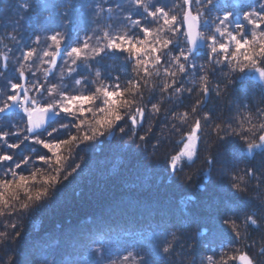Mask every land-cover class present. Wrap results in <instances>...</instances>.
Returning <instances> with one entry per match:
<instances>
[{
	"label": "snow or ice",
	"instance_id": "obj_1",
	"mask_svg": "<svg viewBox=\"0 0 264 264\" xmlns=\"http://www.w3.org/2000/svg\"><path fill=\"white\" fill-rule=\"evenodd\" d=\"M80 7L92 10L93 26L71 46L66 44L73 23L69 10L60 13V27L36 31V17L26 15L32 3L16 0V18L0 23V124H10L0 128V146L15 150L23 140H32L51 153L37 157L39 163L59 166L55 175L45 176L44 168L20 171L30 162L29 156L11 163L0 175V218L26 211L34 199L46 196L47 189L33 191L32 184L41 179L45 184L59 183L67 155L125 118L131 125L128 140L135 137L143 144L155 118L167 117L161 138L179 136L183 142L182 151L168 154L173 172L184 160L192 163L199 156L196 170L202 167L212 174L214 152L222 151L228 138H238L246 161L264 158V0H87ZM109 51L125 53L131 60V78L122 81L115 76L111 82L101 78V70L90 61ZM82 61L89 74L76 76ZM248 79L259 83L260 93H253L251 102L235 103L234 86ZM88 81L93 90L87 93L72 94L62 87L71 82L83 89ZM153 91L159 93L157 99L146 103ZM210 93L225 109L232 108L230 115L222 113L223 118L217 119L203 109ZM50 113L74 117L75 132L62 141L31 135ZM146 113L147 129L137 135ZM13 136L22 139L12 141ZM162 147L160 139L152 144L150 158L158 156ZM12 161L10 152L0 151V164ZM192 173V168L185 171V179L190 180ZM215 174L219 177V172ZM229 183L232 190L255 202L223 219L230 241L211 248L206 244L198 258L193 253L195 238L208 230L196 225L195 230L185 229L192 239L179 247L177 241L183 237L170 232L158 246L161 257L180 259L182 264H258V257L264 258V169L238 163L229 172ZM22 195L27 199L17 208ZM17 226L15 219L4 222L5 228ZM21 231L15 232L16 239ZM185 247L189 255L181 257ZM99 252L103 255L102 249ZM119 259L122 264H148L149 256L133 249Z\"/></svg>",
	"mask_w": 264,
	"mask_h": 264
},
{
	"label": "trees",
	"instance_id": "obj_2",
	"mask_svg": "<svg viewBox=\"0 0 264 264\" xmlns=\"http://www.w3.org/2000/svg\"><path fill=\"white\" fill-rule=\"evenodd\" d=\"M33 9L28 16H35L36 31L53 30L60 27L63 17L60 13L69 10L73 21L69 28L67 46H71L78 35L90 31L92 10L80 7L87 0H30ZM243 3L245 0H234ZM71 5V8H69ZM16 0H0V23L16 18ZM45 17L49 19L45 20ZM3 44H0V49ZM206 55V49L201 48ZM90 63L101 70V78L111 82L115 76L122 81L131 78L132 62L126 54L109 51L96 57ZM87 65L82 61L76 76L88 75ZM71 80L72 78H68ZM83 89L73 87L71 82L63 83V90L72 94L92 91L91 82ZM260 93V85L254 79L238 82L233 90L234 102L252 101V94ZM159 93L153 91L146 103L155 102ZM203 109L217 119L230 115L232 108L225 109L214 98H206ZM20 115L17 113V116ZM46 127L39 136L46 141H62L75 132L72 125L75 118L61 113ZM15 118V117H14ZM149 123L146 113L144 122L137 129V135L143 134ZM167 117L160 114L155 118L152 131L146 141L140 144L137 138L128 140L131 133L130 121H120L114 128L93 140L80 143L71 155H67L61 180L55 185L45 184L41 179L33 183V191L47 189V195L33 200L26 211L13 216L0 218V264H122L121 253L128 250L143 251L149 256L148 264H182L180 259H166L159 254L160 243L168 238L170 232L177 231L185 244L192 239L185 229H207V233L196 236L193 253L199 258L205 245L209 248L230 241L231 234L223 224V219L232 211L247 208L255 202L232 190L229 172L238 163H249L257 171L264 169V158L246 161L239 148L238 138H228L223 150H215L213 173H207L202 167L196 170L200 157L189 163L187 160L176 172L168 165V154L178 153L183 148L179 136L162 139V127ZM67 125V127H62ZM10 127L5 122L0 128ZM125 127V132L119 131ZM56 129L52 132V129ZM52 132L49 136L48 133ZM12 141L22 137H10ZM158 139L163 147L158 156L150 158L151 145ZM0 151L10 152L14 161L0 164V175L11 163L31 157L30 162L20 171L30 172L33 168H44L43 174L55 175L58 165L49 167L39 163L36 158L50 156L42 145L32 140H23L20 147L11 150L0 146ZM79 165L77 168L76 165ZM75 168V171L72 169ZM193 170L190 180L184 172ZM67 179L63 176L67 173ZM219 172V177L215 174ZM22 195L16 202L26 201ZM7 211V210H6ZM16 220V229L5 228V220ZM21 231L19 238L15 232ZM99 249L103 250V255ZM255 254V253H254ZM181 257L189 255L187 247L181 251ZM11 258V259H10ZM239 264V262H237ZM258 264H264V258L258 257Z\"/></svg>",
	"mask_w": 264,
	"mask_h": 264
},
{
	"label": "water",
	"instance_id": "obj_3",
	"mask_svg": "<svg viewBox=\"0 0 264 264\" xmlns=\"http://www.w3.org/2000/svg\"><path fill=\"white\" fill-rule=\"evenodd\" d=\"M56 119H57L56 115L50 113V114L48 115V117H47V119H46L44 125H43L41 128H39L36 132L32 133L31 135H35V134H37V133L43 132V131L46 129V127H47L48 125H50L51 123H54V121H55Z\"/></svg>",
	"mask_w": 264,
	"mask_h": 264
},
{
	"label": "rangeland",
	"instance_id": "obj_4",
	"mask_svg": "<svg viewBox=\"0 0 264 264\" xmlns=\"http://www.w3.org/2000/svg\"><path fill=\"white\" fill-rule=\"evenodd\" d=\"M183 149V148H182ZM182 151V150H181Z\"/></svg>",
	"mask_w": 264,
	"mask_h": 264
}]
</instances>
